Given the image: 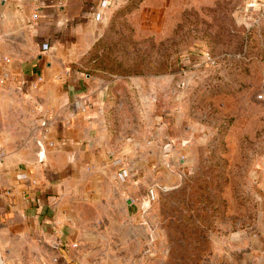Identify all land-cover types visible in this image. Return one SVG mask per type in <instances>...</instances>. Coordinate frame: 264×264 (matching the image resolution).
<instances>
[{
    "label": "rangeland",
    "instance_id": "obj_1",
    "mask_svg": "<svg viewBox=\"0 0 264 264\" xmlns=\"http://www.w3.org/2000/svg\"><path fill=\"white\" fill-rule=\"evenodd\" d=\"M76 1L65 64L90 103L69 108L98 150L69 184L79 264H264L261 0ZM25 94L0 84L5 154L39 145Z\"/></svg>",
    "mask_w": 264,
    "mask_h": 264
},
{
    "label": "crops",
    "instance_id": "obj_2",
    "mask_svg": "<svg viewBox=\"0 0 264 264\" xmlns=\"http://www.w3.org/2000/svg\"><path fill=\"white\" fill-rule=\"evenodd\" d=\"M61 1L66 0H0V60L11 59L10 64L0 62V84L26 93L29 106L36 101L46 107L38 147L20 146L5 154L0 175V254L5 264H79L73 250L78 245L72 243L78 231L67 210L75 193L69 184L82 179L79 170L85 164L98 162V150L87 149L90 132L84 114L69 108L89 101L88 80L65 64L73 55L70 34L78 26L76 19H67ZM98 1L102 6L103 0H77L75 6L89 10ZM45 121L52 124L47 134ZM49 141L57 147L46 145Z\"/></svg>",
    "mask_w": 264,
    "mask_h": 264
},
{
    "label": "built area",
    "instance_id": "obj_3",
    "mask_svg": "<svg viewBox=\"0 0 264 264\" xmlns=\"http://www.w3.org/2000/svg\"><path fill=\"white\" fill-rule=\"evenodd\" d=\"M115 1L116 0H103V4L102 5L109 7ZM125 1L129 2L131 0H125ZM251 6L252 7L260 6L261 8H264V0H261V3L260 4L259 3H257V4L256 3L255 4L252 3ZM36 18H37V15L35 14L34 15V19H36ZM0 62H5L7 64H10L11 63V59L10 58H3L2 60H0ZM3 82H4V80H1L0 79V83H3ZM89 103H90V101L83 102V104L85 106L89 105ZM75 104H76V109L81 108V106H83V104L82 105H79V102H77ZM43 125H44V134L49 133V123H48V121L47 122L45 121L43 123ZM54 144L55 143H51L50 146L51 147H54ZM5 158H6L5 157V153L0 150V175H1L2 169H3L4 165H5Z\"/></svg>",
    "mask_w": 264,
    "mask_h": 264
},
{
    "label": "water",
    "instance_id": "obj_4",
    "mask_svg": "<svg viewBox=\"0 0 264 264\" xmlns=\"http://www.w3.org/2000/svg\"><path fill=\"white\" fill-rule=\"evenodd\" d=\"M0 264H5L4 261H3V259H2L1 254H0Z\"/></svg>",
    "mask_w": 264,
    "mask_h": 264
}]
</instances>
